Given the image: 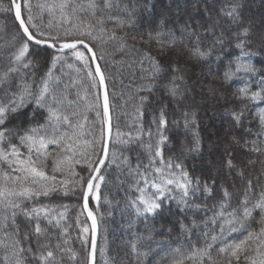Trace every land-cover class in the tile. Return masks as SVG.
<instances>
[{
  "label": "trees",
  "instance_id": "1",
  "mask_svg": "<svg viewBox=\"0 0 264 264\" xmlns=\"http://www.w3.org/2000/svg\"><path fill=\"white\" fill-rule=\"evenodd\" d=\"M46 1L49 2V0ZM222 1L114 0L112 7L105 9L104 0H97L96 17H104V28L106 29L105 33H97V35L102 36L106 43H101L99 40L95 42L88 40L87 42L90 47H93L96 61L106 77L112 137L109 160L101 172L105 176V181L101 185L100 202L97 204L90 200L89 205L96 217L99 229L96 264H101L100 255L104 256L106 264H172L173 260L190 256L194 250L203 247L205 239L203 233L213 227L210 220L214 211H217L214 205L222 198V187L227 188L232 194L230 201L232 207L239 204L244 197L248 181H251L253 187V191L249 193L253 202L258 199L259 193L264 191V151L257 153L251 150L254 141L264 150V128L259 120V114L264 111V99L256 101L250 99L252 92L260 91L259 84L264 79V0H236L235 11H233L234 0ZM10 3L11 0H4V8ZM167 9L172 12L167 14ZM229 12H232V15H228ZM214 13H217V19L213 18ZM40 15L45 17L42 20L44 24V19H47L46 14L42 11ZM77 19L93 25L97 23L96 18H93L89 11L79 13ZM120 21L126 22L121 26ZM0 23L10 32L7 36L8 40H10L9 37L17 34L18 26L12 13L4 12L0 17ZM66 23L60 28L70 29L72 34L66 42H72L78 38L80 27H71L70 25L75 24L70 21ZM245 29L248 30L246 36L244 35ZM180 30L184 31L185 35L181 36ZM112 33H115L116 39L108 38ZM50 34L59 35L62 39L65 37L62 32H51ZM173 40L175 43H170ZM241 41H243V52L249 54L243 57V62L250 63L255 69L254 72L235 71L237 62L242 57L241 49L237 48V44ZM197 44L201 50L209 52L208 57L214 59L215 64L204 67L202 61L188 58L189 50ZM58 46L59 43L56 47ZM34 49L45 52L50 58L52 54H58L43 48L34 47ZM172 51L182 52L183 55L185 53L187 59L198 67L195 68L187 62L179 63L181 72L176 75H183L184 80L175 81L178 86L175 97L169 94L164 87L173 76L169 67L173 64ZM1 52L5 55L4 49L1 48ZM83 52L85 53L84 50ZM58 55L61 59L53 69V75L59 78L58 89L68 97L69 101H75L72 105L66 104L65 111L68 114L72 111L80 114L72 119L74 122L79 120L84 124L82 140L91 141L94 137L99 139L102 125L96 116V111L89 109V104H94L100 97L99 89L91 87L92 80L83 68L85 65L72 59L71 53L67 55L70 58L64 54ZM85 55L87 56L86 53ZM148 57L159 62L164 69L162 75L155 78L150 75L151 64ZM50 61L39 59L37 65L32 67L31 74L24 77V84L28 85L32 91H38L42 83L41 78L45 77V73L49 70ZM9 67L11 65L7 66V63H0V69L3 72ZM204 69L209 70L217 78V74L225 75L228 72L234 75L226 79V86L223 82L215 84L207 79L198 84L197 75L194 72L200 70L198 73L202 75L201 72L206 71ZM88 70L93 72L90 60ZM149 85H151V91L142 90ZM238 85L241 87L238 88ZM245 87L249 89L248 98H243L240 93V89ZM18 90V79L12 77L5 90L0 87V102L7 103L11 93ZM187 93L191 99H186L185 104L183 100L187 98ZM141 97L147 99L142 101ZM31 104L22 110L26 115L17 117L9 114L7 121L9 128L20 125L21 122L26 127L28 118L33 114L38 120H42L43 110L37 109L34 103ZM138 107L143 112L142 118L136 111ZM162 108L165 110L167 121L166 128L163 130L167 140L161 146L163 159L172 158L174 161L181 162L193 180L200 179L201 190L193 192L188 197L187 211H180V207L184 205L178 207L177 200H168L165 201L166 210L162 214L145 219L144 216H137L135 208L132 207V202L140 195L136 190L137 181H140V187L144 185L141 178L130 169L135 170L139 163L143 171V164L148 163L146 145L148 143L155 145L158 139L153 118L155 117L158 122ZM241 110H243L242 124L238 125L233 119V113H239ZM100 112L102 116V108ZM185 113L188 114L187 125L191 127L189 133L184 132ZM224 114H230L227 120L230 123L228 133L232 132V136L225 135V133L210 135L209 131L214 129V124L218 126V129L225 126L223 120L215 119L216 117L221 118ZM140 128L143 129L142 132H138ZM61 130L71 131L66 125H62ZM149 131L153 134L151 139L148 136ZM247 131L250 133L247 134ZM118 133L124 135L118 137ZM129 134L132 137L139 135V139H133L130 143L117 142L128 140ZM197 141H199V148L193 150L197 147ZM246 141L248 142L247 148L244 147ZM80 147L84 149L86 146L82 143ZM48 151L51 152V156L45 161L44 170L47 175H55L57 183L66 180L68 194L65 195L63 191H60L52 193L49 197L42 196L39 201L34 202L67 205L65 219L61 221V224L67 228V234L61 237V229L52 228L46 221L41 220V226L47 229V235L39 238L40 243H49L55 252V261L52 264H87L90 231L86 244L80 239L83 235L81 227H89V225L85 215H80L79 205L82 203L79 199L80 185L75 183L79 177L68 175L67 172H53V158L58 149L55 145H49ZM87 151L92 152L93 150L88 148ZM96 152L99 153L98 146ZM67 155L71 156L72 153H67ZM74 159H83V157L77 155ZM92 159L95 160L96 156ZM125 159L128 161L127 164L123 163ZM156 159L159 161L160 158ZM229 159L234 165L231 170L226 166V161ZM214 161L219 168V173L215 175L211 173L209 166ZM250 161L254 162L250 163ZM73 167L80 176L89 175L86 163L74 164ZM5 171H10V169L6 164H0V186L13 187L10 182L5 185L3 178ZM13 175L18 174L13 173ZM213 180H215L214 185ZM205 182L214 188L211 195L203 191ZM152 191L150 187L146 188L145 194L150 196ZM173 195L178 199L180 193L174 191ZM196 205L200 206L199 209L195 207ZM0 210H2V205H0ZM60 210L63 209L57 211ZM228 211H231V207ZM260 215L259 209L254 210L249 230L259 231ZM77 217H79V224ZM199 220L203 222L197 223ZM16 221L20 226L19 238L23 241V247L25 249L31 247L33 252H36L37 237L34 233V223L30 226L23 215H17ZM206 221L209 222L206 224ZM181 225L186 233L188 232V236L180 232ZM9 228L11 229L10 224ZM25 232L29 233L28 241H24ZM132 234L141 235L144 239L135 238L134 242ZM244 235L246 233L237 232L232 234V238L237 239L238 242V239H242ZM65 238L68 241L67 246L63 242ZM3 239V233H0V240ZM57 243L62 248H70V250L57 251ZM133 244H136V251H133ZM163 246L173 250L182 246L184 251L176 256L174 254L173 257L156 258L154 249ZM72 252L77 254L75 260L70 258ZM7 254L11 255V251ZM248 254L257 261L261 259L257 255L255 243L251 244V251ZM4 255L5 250L0 247V264H4ZM211 257L212 264H226L227 262V256L216 249L211 251ZM23 259L26 264H40V261L27 251L24 252ZM184 264H209V261L207 258L201 260L196 256L193 259H185ZM240 264H246L243 257Z\"/></svg>",
  "mask_w": 264,
  "mask_h": 264
},
{
  "label": "snow or ice",
  "instance_id": "2",
  "mask_svg": "<svg viewBox=\"0 0 264 264\" xmlns=\"http://www.w3.org/2000/svg\"><path fill=\"white\" fill-rule=\"evenodd\" d=\"M43 10H47L50 15H54V9L58 8L62 21L68 22L71 17L76 16L78 13L89 11L93 18H96V25L89 22L81 21V28L79 30V36L73 42H66L71 36L70 29L65 30V37L62 39L59 35H51L44 31L45 27H52V20H49L47 25L42 23L43 17L41 16V23L36 22V18L32 15L33 5L31 0H11L8 7L2 8L4 12H10L14 14L15 22L18 24V31L15 36L12 37L14 51L11 53V67L8 71L0 74V85L6 83L9 79V73L21 72V69H29L34 65H37L40 57L38 51H34V46H46L48 49L55 48L57 43L59 47L56 49L58 54L68 53L82 64L85 65V71L89 78L92 80V88H98L101 90V97H98L94 104H89L90 110L96 111V116L100 119L102 125L101 137L99 139L93 138L91 141L82 140L84 136V124L79 120L73 121V117L80 115L76 111H72L68 114L65 111V105H72L75 101H69L68 97L60 92L58 89L59 78L53 75V69L60 61L61 56L58 54H52L50 67L45 77H42V83L39 86L38 91H32V89L22 82L17 92L11 93V97L7 103L0 102V164H6L10 171L3 173L5 185L10 182L13 187L0 186V233H3L4 239L0 240V247L5 250L3 257L4 264H26L23 259L25 251L32 253L33 257L40 261V264H52L55 261V252L51 248L49 243H40L39 238L47 235V229L41 226L40 221L44 220L47 224L56 229H61V237H65L67 234V228L61 224V221L65 219V213L67 211V205H49L43 203H37L40 197H49L52 193L63 191L65 195L68 194L66 180H61L59 183L56 181L55 175H47L44 170L45 161L51 156V152L48 151L49 145H55L58 149L56 156L53 158V172H67L68 175L78 176L75 181L80 185L79 199L82 203L80 215L86 214L87 220L91 221V230L88 226L81 227L80 239L86 244L88 242V235L90 231L91 235V249L88 251L87 264H93L94 256L96 253V232H97V220L92 210H90V200L99 204L101 199V185L105 181V176L101 174V169L105 167L106 161L109 160V139L107 137V129L109 128L110 121V104L109 95L106 91V77L101 71V68L96 64V54L93 47H90L88 40L106 43L102 36H98L97 33H105L104 17H96V11L98 9L97 0H87L86 3H77L76 0H60L58 4L37 5ZM112 7V0H104V8L109 9ZM236 8V0H234L233 11ZM71 9L69 12L68 10ZM103 11V10H101ZM27 15V19H25ZM228 15H232L229 12ZM111 18V17H109ZM126 21H120L121 26ZM99 25V27H97ZM76 27V25H71ZM248 30H244V35H247ZM109 39H116L115 33H112L108 37ZM239 39V37H238ZM159 42V40H158ZM170 43H175L171 41ZM78 45H82L91 53V64H96L95 72L88 70L89 57L85 55L83 51L78 50ZM237 48L242 51L241 60L237 62L236 72H254L255 69L250 63L243 62V57L249 54L243 52V41L237 44ZM67 50V51H66ZM188 58L193 60H201L208 57L209 52L201 50L199 44L189 50ZM151 64L150 75L155 78L164 73V69L160 66L159 62L154 58L148 57ZM143 64V61H141ZM71 66V65H70ZM173 76L171 81L164 85L168 93L173 97L177 95V88L175 81H183V75H176L181 72V68L178 63L169 65ZM234 73H225L226 78H231ZM98 78V80H97ZM260 91L252 92L250 99L253 101L264 99V79L259 84ZM142 90L151 91V85L143 88ZM249 89L247 87L241 88L240 93L243 98H248ZM147 99L141 97V100ZM34 103L37 109L43 110L42 120H38L33 114L28 118V124L25 127L23 122L20 125L9 128L7 121L9 114H15L17 117L26 115L22 110L29 104ZM103 109L101 116L100 109ZM136 111L140 117H143V112L138 107ZM187 113H185V126L187 127ZM243 110L239 113H233V119L238 125L242 124ZM86 119V117H85ZM259 120L262 128H264V111L259 114ZM153 123L156 124V132L158 139L155 145L148 143L146 149L148 152V163L143 164V171H141V165L138 163L134 171L135 175L140 177L143 181L144 187H140V181H137V191L140 193L137 200L132 202V207L135 208L137 216L148 217L162 214L165 209V201L177 200L180 211H187L188 197L193 192H199L201 190V181L199 178L193 180L188 171L185 170L184 165L179 161H174L172 158L167 160L163 159L162 145L165 144L167 137L164 135V129L166 128V116L165 110L162 108L157 122L156 118H153ZM68 126L71 131L61 130V126ZM143 129H138V132H142ZM91 134V133H89ZM118 137L123 136V133H118ZM152 132H148V136L151 139ZM260 135V134H258ZM133 139H139V135L132 137L129 134V139L126 141H117L123 143H130ZM238 142V141H237ZM86 147L81 149V144ZM197 147L193 150H198L199 141L196 142ZM251 150L260 153L262 150L257 142H252ZM99 147V153L97 154L96 148ZM244 147H248L246 141ZM91 148L93 151L88 152L87 149ZM24 150V151H22ZM67 153H72L71 156ZM64 154V155H61ZM77 155L83 157V159H74ZM96 156L93 160L92 157ZM156 158H160L157 161ZM115 156L113 154V162ZM254 161H250L253 163ZM86 163L88 165V176H80L75 170L73 165ZM123 163L127 164L125 159ZM226 166L229 170L234 168L231 159L226 161ZM17 173L18 175H13ZM151 177V178H150ZM213 185L215 180H213ZM18 185V186H16ZM151 188L152 194L146 195V188ZM174 191L180 193L179 198L173 195ZM203 191L211 195L214 188H211L207 182L203 184ZM253 191L251 181H248L247 188L245 189V195L240 200L239 204L235 207L231 206L232 194L227 188L222 187L221 200L214 205L217 211H214L210 220L213 227L211 230L203 233L205 239L203 247H199L193 251L190 256L183 257L178 260H173L172 264H184L185 259H193L198 256L203 260L207 258L209 264H212L211 251L216 249L219 253L227 256L226 264H240L243 257L246 264H264V191H261L258 195V199L254 202L249 196V193ZM74 192V190H73ZM75 194V192H74ZM15 197L16 199H11ZM27 202V203H26ZM106 203L108 201H105ZM31 206H28V205ZM199 209V205L195 206ZM231 207V211L228 208ZM58 209H63L57 211ZM259 209L260 215V228L259 231L249 230L251 220L253 219L254 210ZM10 213V215H9ZM206 214V213H205ZM17 215H23L32 226L34 223V233L37 237V251L33 252L31 247L25 249L23 247V241L20 240V226L16 221ZM209 221H206V224ZM77 223L79 224V217H77ZM11 225V229L9 228ZM246 233L242 239H233V233ZM30 238L29 233H24V241H28ZM231 240V242H230ZM64 244L67 245L68 241L65 238ZM255 243L257 247V255L261 257L257 261L256 258L249 256L251 251V244ZM133 251H136V244L132 245ZM57 251H67L68 249L62 248L59 243L56 245ZM11 251V255L7 253ZM179 251V250H177ZM77 254L71 253V259L75 260Z\"/></svg>",
  "mask_w": 264,
  "mask_h": 264
},
{
  "label": "rangeland",
  "instance_id": "3",
  "mask_svg": "<svg viewBox=\"0 0 264 264\" xmlns=\"http://www.w3.org/2000/svg\"><path fill=\"white\" fill-rule=\"evenodd\" d=\"M41 1V2H40ZM87 2V0H76V2L77 3H80V2ZM114 0H112V2H113ZM224 1V0H223ZM222 1V2H223ZM60 1H58V0H49V2L48 1H46V0H31V3H32V5H33V9H32V15L36 18V22L37 23H41V15H40V12H42L41 11V9L39 8V7H37V5H39V4H49V5H53V4H58ZM47 4V5H48ZM2 8H4V0H0V17H2L3 16V14H4V11L2 10ZM69 12L71 11V9H69L68 10ZM43 12L46 14V18L47 19H44V25H47L48 24V22H49V20H52V27L51 28H48V27H45L44 28V31L45 32H47V33H51V32H55V33H59V32H62L63 34H65V30H63V29H61L60 28V26H62L63 24H67L66 22H64V21H62V18H61V16H60V11H59V9L58 8H56V9H54V15H50L48 12H47V10L45 9V10H43ZM172 11L171 10H168L167 9V14H169V13H171ZM160 13H162V12H160ZM79 14V13H78ZM77 14V15H78ZM167 14H165V16L167 15ZM13 15V14H12ZM77 15L76 16H73V17H71V19H70V22H73V24H75L76 26H78V27H80L81 28V21H79L78 19H77ZM162 15V14H161ZM43 18H45L44 16H42ZM213 18L214 19H217V13H214V15H213ZM14 19V18H13ZM46 20V21H45ZM15 21V20H14ZM69 22V21H68ZM16 23V22H15ZM17 25V24H16ZM18 26V25H17ZM71 26V25H70ZM69 26V27H70ZM53 28V29H52ZM186 28V27H185ZM69 29V28H68ZM184 31H181L180 30V35L181 36H183V35H185V33H183ZM10 32H9V30L8 29H6L4 26H1V23H0V63H7V66H8V64L9 65H11V53L14 51V47H13V41H12V38L11 37H13V36H15V35H13V36H11V37H9L10 38V40H8L7 38V36H8V34H9ZM72 34V33H71ZM75 35V34H74ZM8 40V41H7ZM74 40H72V42H73ZM6 46V47H5ZM35 47V46H34ZM1 48L2 49H4L5 50V55H3V53L1 52ZM78 50H80V51H83L82 49H78ZM34 51H38V53H39V57H40V59H44L46 62L48 61H50V56L49 55H47L45 52L43 53V52H40L39 50H36V49H34ZM180 54H182V55H180ZM171 57H173V60H172V62L173 63H188L189 65H191V66H194L195 68H198L197 67V65L195 64V63H193L192 61H190V60H188L187 59V57H186V55H185V53H184V55H183V53L182 52H177V51H172L171 52ZM68 57V56H67ZM72 57V59H74L76 62H80V61H78V60H76L73 56H71ZM68 58H70V57H68ZM6 59V60H5ZM90 60V59H89ZM214 59H211V58H205V59H201L200 61H202V63H203V66L204 67H207L208 65H213V64H215V62L213 61ZM83 68L85 69V66H83ZM31 69H32V67L31 68H29V69H21V72H14V73H9V79H8V81L6 82V83H4L3 85H0V87H2V89L3 90H5V87L6 86H9V82L11 81V79H12V77H15L16 79H18V86L20 87L21 86V84H22V82L24 83V77L26 76V75H30L31 74ZM200 69V68H199ZM201 70V69H200ZM200 70H196L197 72H194L197 76V82H198V84H200L201 82H202V80H204V79H207L208 81H210V82H212V83H214L215 82V84L216 83H218V82H223L224 84H225V86H226V79H228V78H226V76L223 74V75H220V74H217V76H218V78L213 74V73H211L209 70H207V69H204V70H206L205 72H201L202 73V75H199V71ZM8 71V70H7ZM7 71H4L3 72V70L2 69H0V74H3V73H5V72H7ZM226 82V83H225ZM220 85L222 86V84L220 83ZM241 86L240 85H238V88H240ZM185 88V91L187 92V90H186V87H184ZM222 89H224V87H221ZM198 92V91H197ZM199 93V92H198ZM189 93H187V98L185 97L184 98V100H183V102L186 104V99H191V96L190 95H188ZM196 96V95H195ZM32 104L31 103H29L26 107H28V106H31ZM25 107V108H26ZM24 108V109H25ZM23 109V110H24ZM15 115V114H14ZM250 116V115H249ZM209 118H211V117H209ZM230 118V114H224V115H222V117L221 118H219V117H216L215 119H221V120H223V122H224V124H225V126L223 127V128H219L218 129V126H216L215 124H214V129L213 130H210L209 132H210V135H213V136H216L217 134H219V133H225V135L227 134V135H231L232 136V132H230V133H228V131L230 130V123L227 121L228 119ZM188 119V118H187ZM249 119V118H248ZM246 120V119H245ZM10 122H11V120H9ZM187 122H188V120H187ZM217 127V128H216ZM189 131H191V127H189V125H187V127H184V132L185 133H189ZM248 133H250V132H248L247 131V134ZM212 138V137H211ZM214 138V137H213ZM233 142V141H232ZM223 145L221 144V147H222ZM216 161V160H215ZM215 161L212 163V165L211 164H209V166H210V168H211V173L212 174H218L219 173V168L217 167V163H215ZM215 163V164H214ZM218 168V169H217ZM78 198V197H77ZM75 201L77 202V199H76V197H75ZM201 222H203L202 220H199L197 223H201ZM181 228V231L180 232H182V234H184L185 236H188V232L186 233V230L185 229H183V225H181L180 226ZM132 238H133V240L136 238L137 240H143L144 239V237L143 236H137V235H133L132 234ZM134 242H135V240H134ZM126 243V242H125ZM68 245V244H67ZM66 245V246H67ZM126 245V244H125ZM98 247V246H97ZM69 250H70V248H68ZM178 249H180L179 251H177ZM154 250H156V258H161V257H164V256H168V257H173L174 256V254H175V256L176 255H179V254H182V251H184V247H178L177 248V250H173L172 248H170V247H167V246H163V247H161V248H157V249H154ZM178 253V254H177ZM99 259H100V261H101V264H106L105 263V259H104V256L103 255H100V257H99Z\"/></svg>",
  "mask_w": 264,
  "mask_h": 264
},
{
  "label": "water",
  "instance_id": "4",
  "mask_svg": "<svg viewBox=\"0 0 264 264\" xmlns=\"http://www.w3.org/2000/svg\"><path fill=\"white\" fill-rule=\"evenodd\" d=\"M13 18H14V14H13ZM15 20V19H14ZM17 24V23H16ZM18 25V24H17ZM36 47V46H35ZM38 48H43V49H48L46 46H39ZM82 49V50H84L85 51V53L87 54V56L89 57V59H91V53H89L88 51H87V49H85V48H83V46L82 45H78V49ZM56 49H57V47H55V48H51V49H48V50H50V51H53V52H56ZM67 51V50H66ZM57 53V52H56ZM96 64H98L97 63V61H96ZM96 64H92V67H93V72H95V67H96ZM97 80H98V78H97ZM106 91H107V88H106ZM99 93H100V97L102 96V94H101V90H99ZM108 93V92H107ZM102 114H103V109H102ZM109 128H110V131H108L107 129H105V131H107V137H108V139H109V142L111 143V137H112V122H111V113H110V121H109ZM109 149H110V144H109ZM106 163H107V161H106ZM106 165V164H105ZM104 168V167H103ZM103 168L101 169V172H102V170H103ZM85 215V217H86V214H84ZM86 220H87V218H86ZM87 222H88V225H89V228H90V230H91V221L90 220H87ZM98 241H99V229H98V224H97V232H96V245L98 246ZM91 249V235H90V246H89V250ZM96 253H97V247H96ZM96 253H95V256H94V262H93V264H95V262H96Z\"/></svg>",
  "mask_w": 264,
  "mask_h": 264
}]
</instances>
